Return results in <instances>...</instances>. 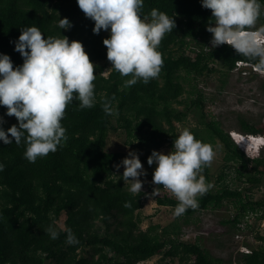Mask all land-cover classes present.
<instances>
[{
  "label": "trees",
  "instance_id": "trees-1",
  "mask_svg": "<svg viewBox=\"0 0 264 264\" xmlns=\"http://www.w3.org/2000/svg\"><path fill=\"white\" fill-rule=\"evenodd\" d=\"M259 2L264 6V0ZM153 8L173 17L176 25L158 48L163 67L159 76L147 84L138 81L126 87L130 77H122L113 68L104 73L109 61L102 41L109 34H103V30L93 33L94 21L84 16L76 0H0V54L8 55L14 67L23 63L14 50L21 28L34 25L45 38L62 35L81 42L97 75L94 106L82 109L79 101L68 105L61 121L67 140L56 152L30 163L24 157L23 142L17 146L14 141L7 145L0 141V164L4 165L0 171V264H139L156 255H162L156 264H168L166 258L177 259L179 264H224L200 245L180 241L177 222L159 232L158 226L141 230L136 212L142 208L147 192L133 194L122 174L114 176L118 169L115 166L123 167L121 161L128 153L105 150L109 132L121 129L128 146L137 151L142 165L146 164L153 150L164 144L172 149L179 135L174 124L184 122L192 109L199 113V123L222 145L225 164L216 177L217 188L198 196V208H189L181 216L209 207L217 209L224 201H231L235 213L222 224L229 223L237 231L244 212L264 208V195L254 199L264 187V159L246 157L230 133L217 121L207 120L206 98L196 83L206 71L219 73L222 88L237 62L254 66L257 61L237 55L228 45L211 46L212 35L206 30L211 11L201 6V0H143L141 16ZM62 18L70 21L69 29L59 28ZM257 23L264 24V7ZM180 72L185 76L181 77ZM184 94L188 101L181 99ZM113 96L112 107L118 115H106L102 100ZM181 105L184 110L176 107ZM6 111L0 106L4 121L0 127L5 131L17 125L16 118L6 115ZM240 125L244 134L264 133V127L256 128L243 119ZM190 131L204 142L197 129ZM230 162L234 168H230ZM208 172L207 167L202 172L207 183ZM231 173L235 188L230 186L233 178L228 180ZM156 202L165 207L178 203L167 198ZM62 215L65 219L61 228L57 221ZM49 226L58 232V238H50L46 231ZM66 229H71L78 243H66ZM255 243L250 246L251 254L242 255L237 263L264 264V236H257Z\"/></svg>",
  "mask_w": 264,
  "mask_h": 264
},
{
  "label": "clouds",
  "instance_id": "clouds-1",
  "mask_svg": "<svg viewBox=\"0 0 264 264\" xmlns=\"http://www.w3.org/2000/svg\"><path fill=\"white\" fill-rule=\"evenodd\" d=\"M76 3L84 16L94 21V34L109 31V37L102 41L106 57L111 68L122 77H130L125 81L126 87L138 81L147 84L159 76L164 61L158 48L165 34L176 26L173 17L156 8L142 17L143 0H76ZM201 6L211 11L206 27L212 35L211 46H230L237 55L257 61L254 66L241 62L242 68L264 73V25L257 28L264 6L259 0H201ZM58 26L69 29L71 23L62 18ZM14 50L23 58L22 65L17 67L8 55L0 54V106L6 108V115L16 118L18 126L12 125L7 131L0 127V141L5 145L14 141L17 146L23 142L24 157L35 163L38 157L56 152L62 141L67 140L61 121L69 104L79 101L82 109L94 106L96 66L81 42L69 41L62 35L45 38L34 25L21 28ZM114 100V96L102 100L106 115H118L112 107ZM3 123L0 117V125ZM233 134L231 139L246 157L259 156L264 149V136L255 135L261 140L253 147H245ZM214 157L211 144L198 140L184 128L168 154L153 150L147 158L148 165H156L152 183L168 190L178 202L175 216L198 208L197 197L211 187L202 172L211 166ZM121 164L122 179L129 182V191L139 194L143 187L139 177L146 172L138 154L130 151ZM3 169L0 164V171ZM152 194L159 195V188ZM46 231L50 238H58L52 226ZM65 231L66 243H78L71 229Z\"/></svg>",
  "mask_w": 264,
  "mask_h": 264
},
{
  "label": "rangeland",
  "instance_id": "rangeland-1",
  "mask_svg": "<svg viewBox=\"0 0 264 264\" xmlns=\"http://www.w3.org/2000/svg\"><path fill=\"white\" fill-rule=\"evenodd\" d=\"M264 25V24H262ZM257 23V28L262 26ZM103 34H109V31L103 30ZM112 65L110 62L106 65L107 74ZM212 68L220 69L219 65H213ZM181 77L185 76L184 72H180ZM226 84L221 88V79L219 73L205 72L202 76L196 79L197 89L200 90L206 98V115L207 120L213 119L217 121L220 127L227 133H235L233 137L237 140V134L244 135L241 131L240 120L243 119L256 128L264 127V73L257 72L249 68L234 69L226 77ZM186 87V84H185ZM187 88V87H186ZM182 100L188 101L187 95L184 94ZM179 110H184V106H176ZM199 113L192 109L189 111L186 120L182 123H175L176 132L179 134L184 128L189 130L197 129L205 143L212 145L215 152V157L208 168L209 184L213 190L217 187L215 185L216 177L222 171L224 166V149L219 141L212 138L208 130L199 123ZM264 136V133L261 134ZM238 141V140H237ZM127 139L123 130L109 132L107 137L106 151H120L129 153L137 151L132 149L126 143ZM171 147L164 144L163 147L155 151L168 154ZM138 154V153H137ZM144 151L141 152V155ZM151 155V154H150ZM149 155V156H150ZM148 156V157H149ZM147 157V158H148ZM230 168H234L232 162L229 163ZM156 165L143 164L146 172V177H139L143 181L141 190L146 191L154 186L152 183V174ZM123 167H119L114 176L123 173ZM230 178H234L232 173ZM145 179V180H144ZM129 185V182L125 181ZM237 184V183H236ZM175 207L158 206L155 197L149 195L143 199L142 208L136 212L140 217L141 223L139 225L141 230H146L148 226H158L157 232L161 228L177 222L180 225L179 240L185 243H196L205 249L214 259L222 260L224 264H233L242 259V255L236 254L234 251L237 247V240L235 239L238 232L228 224L222 222L231 220L235 213L236 207L231 201H224L220 208L209 207L205 211H197L188 217L175 216ZM65 216L62 215L57 221L59 227H63ZM250 239V238H249ZM256 239H250V244L255 243ZM163 254V253H162ZM236 254V255H235ZM162 259V255H156L139 264H156ZM168 264H179L177 259L169 260L166 258ZM185 264H192L189 261Z\"/></svg>",
  "mask_w": 264,
  "mask_h": 264
},
{
  "label": "built area",
  "instance_id": "built-area-1",
  "mask_svg": "<svg viewBox=\"0 0 264 264\" xmlns=\"http://www.w3.org/2000/svg\"><path fill=\"white\" fill-rule=\"evenodd\" d=\"M236 68L240 69L242 68L241 62H238L236 64ZM255 69V67H254ZM235 134V133H234ZM237 140L241 142L244 146L249 144L248 146H251L252 144H256L258 141H260L262 137L255 136V135H248V134H237ZM243 138V140H242ZM246 141V142H244ZM247 147V146H245ZM261 158L264 159V149L259 154ZM236 180L233 178L230 181V186L232 188H235ZM155 188H159V195H153V190ZM260 191H258L257 194H255L253 197L256 201L257 198H260L264 195V187L259 188ZM149 195L155 197V200L157 199H175V197L166 189H164L162 186H152L148 190H146ZM233 218V217H232ZM231 218V219H232ZM238 235H236L235 239L238 241L236 250L234 251L236 254L239 255H245V254H251L252 248L250 247L252 244H250V239H256L257 236H264V208L261 210L256 211H246L243 213L241 217L240 223L237 224V231ZM250 238V239H249ZM235 254V255H236ZM233 264H241V263H233Z\"/></svg>",
  "mask_w": 264,
  "mask_h": 264
},
{
  "label": "bare ground",
  "instance_id": "bare-ground-1",
  "mask_svg": "<svg viewBox=\"0 0 264 264\" xmlns=\"http://www.w3.org/2000/svg\"><path fill=\"white\" fill-rule=\"evenodd\" d=\"M235 135V134H234ZM241 143V142H240ZM242 144V143H241ZM249 144L247 143V145H245V146H247V147H249L248 146ZM254 145L252 144L250 147H253ZM244 148V147H243ZM174 200V199H173Z\"/></svg>",
  "mask_w": 264,
  "mask_h": 264
}]
</instances>
